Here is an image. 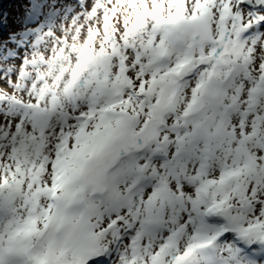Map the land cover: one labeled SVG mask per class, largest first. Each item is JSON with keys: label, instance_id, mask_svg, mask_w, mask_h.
<instances>
[{"label": "snow or ice", "instance_id": "snow-or-ice-1", "mask_svg": "<svg viewBox=\"0 0 264 264\" xmlns=\"http://www.w3.org/2000/svg\"><path fill=\"white\" fill-rule=\"evenodd\" d=\"M0 264H264V0H0Z\"/></svg>", "mask_w": 264, "mask_h": 264}, {"label": "rangeland", "instance_id": "rangeland-1", "mask_svg": "<svg viewBox=\"0 0 264 264\" xmlns=\"http://www.w3.org/2000/svg\"><path fill=\"white\" fill-rule=\"evenodd\" d=\"M11 6V5H10Z\"/></svg>", "mask_w": 264, "mask_h": 264}]
</instances>
